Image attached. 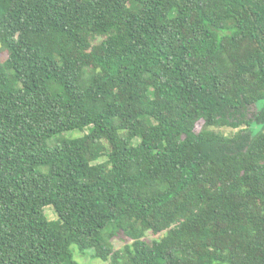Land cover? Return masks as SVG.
<instances>
[{
	"label": "trees",
	"instance_id": "1",
	"mask_svg": "<svg viewBox=\"0 0 264 264\" xmlns=\"http://www.w3.org/2000/svg\"><path fill=\"white\" fill-rule=\"evenodd\" d=\"M73 247L264 264V0H0V264Z\"/></svg>",
	"mask_w": 264,
	"mask_h": 264
},
{
	"label": "rangeland",
	"instance_id": "2",
	"mask_svg": "<svg viewBox=\"0 0 264 264\" xmlns=\"http://www.w3.org/2000/svg\"><path fill=\"white\" fill-rule=\"evenodd\" d=\"M259 108H260L259 105H255V106L247 109L246 112L244 113L245 117L246 118H253V116L258 112ZM259 129H260V126H258L256 123L253 122L252 126L250 127V130H252V132H256ZM222 131L225 134H229L231 132V129H222ZM81 135H82V133L80 132V130H74V131L63 134L60 137H63V136L78 137ZM52 140L54 141V139H52ZM44 214L48 220H55L57 218V215L51 206H46L44 208ZM159 237H160L159 235H153L151 233H148L146 235V238L148 240L157 239ZM102 238L104 239L106 244H108L109 247H111L114 250L120 249V248L122 249V247L124 246L123 240L114 239L111 241L107 238V236L105 234H102ZM72 251H73L74 259L78 262V264H107V262H103V261L98 260V259H92L90 252H87L86 255H79L78 251L74 247L72 248Z\"/></svg>",
	"mask_w": 264,
	"mask_h": 264
}]
</instances>
